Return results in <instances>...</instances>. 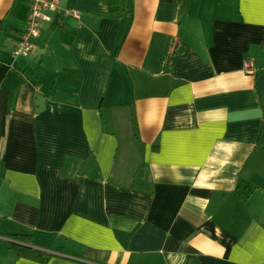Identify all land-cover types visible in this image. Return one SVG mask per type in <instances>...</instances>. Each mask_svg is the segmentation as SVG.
I'll return each mask as SVG.
<instances>
[{
  "label": "crops",
  "instance_id": "0c3cea01",
  "mask_svg": "<svg viewBox=\"0 0 264 264\" xmlns=\"http://www.w3.org/2000/svg\"><path fill=\"white\" fill-rule=\"evenodd\" d=\"M29 8L0 0V264H264V0H59L15 57Z\"/></svg>",
  "mask_w": 264,
  "mask_h": 264
},
{
  "label": "built area",
  "instance_id": "2783aa9c",
  "mask_svg": "<svg viewBox=\"0 0 264 264\" xmlns=\"http://www.w3.org/2000/svg\"><path fill=\"white\" fill-rule=\"evenodd\" d=\"M48 11L61 12L64 16H72L76 19L80 17L78 11L72 9L60 10L59 0H30L26 28L13 51L15 57H28L32 54L34 49L32 39L38 37L43 24L50 22L52 19L47 14ZM245 67L248 73L253 72L252 63L247 62Z\"/></svg>",
  "mask_w": 264,
  "mask_h": 264
},
{
  "label": "trees",
  "instance_id": "16d2710c",
  "mask_svg": "<svg viewBox=\"0 0 264 264\" xmlns=\"http://www.w3.org/2000/svg\"><path fill=\"white\" fill-rule=\"evenodd\" d=\"M104 2L107 4L110 13L118 18H121L129 13V0H104ZM187 2L188 0H184V7L186 6ZM262 48L264 50V42ZM9 238L26 244H29L31 242V236L27 234L9 235ZM9 246L16 252L18 256L40 262H46L52 256L51 254L35 250L13 241L9 242Z\"/></svg>",
  "mask_w": 264,
  "mask_h": 264
},
{
  "label": "water",
  "instance_id": "95a60500",
  "mask_svg": "<svg viewBox=\"0 0 264 264\" xmlns=\"http://www.w3.org/2000/svg\"><path fill=\"white\" fill-rule=\"evenodd\" d=\"M261 99H264V76H260L256 82Z\"/></svg>",
  "mask_w": 264,
  "mask_h": 264
}]
</instances>
